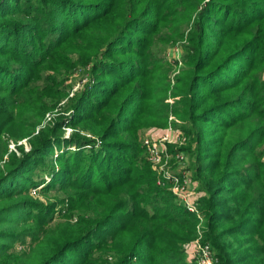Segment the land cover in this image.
I'll list each match as a JSON object with an SVG mask.
<instances>
[{"label":"trees","instance_id":"1","mask_svg":"<svg viewBox=\"0 0 264 264\" xmlns=\"http://www.w3.org/2000/svg\"><path fill=\"white\" fill-rule=\"evenodd\" d=\"M175 45L171 106L156 87ZM76 64L91 77L41 127L66 96L46 72ZM170 112L199 217L152 184L137 135ZM263 145L264 0H0V264H197L198 224L217 264H264ZM39 186L68 199L64 220Z\"/></svg>","mask_w":264,"mask_h":264},{"label":"rangeland","instance_id":"2","mask_svg":"<svg viewBox=\"0 0 264 264\" xmlns=\"http://www.w3.org/2000/svg\"><path fill=\"white\" fill-rule=\"evenodd\" d=\"M180 47L171 46L166 50V54H164V60L169 63L170 71L167 73L166 83L167 86L160 85L156 87L161 92L167 93L165 102L172 106L174 100H177L179 97L173 96V87L176 85V76L181 72L182 68V61L180 59ZM91 68L90 66L76 64L74 67H70L66 70H63L61 73L57 75L53 74L52 72H46V74L50 78L55 79L58 83V88L63 89L66 93L64 99L50 112L46 113L44 119L42 120L41 127L45 126L46 124H52L57 116H59L62 112V109L65 107L66 104L69 103V100L75 97L78 93L81 92L85 83L89 80ZM163 72L159 73V77L162 78V82L164 83L165 77ZM152 87H149V90H152ZM158 90V91H159ZM172 111V110H171ZM168 123L167 125L163 126L164 124L161 123L160 125L151 124L144 125L146 117L143 119V123L140 126H137V135L139 137V142H141L142 147L145 149V158L147 163L150 166L151 175L155 178V182L152 183L154 186L159 188H164L165 190L169 191L175 199L187 209L184 201L180 197H184L187 194H190V199L196 205L197 213H192L195 216H199V210L197 207V197H198V183L193 179L195 175V170L192 165V159L188 156L185 152L181 151L180 149L185 148L189 142V138L179 129L177 124H180V121L177 120L174 115L170 112L168 115ZM142 120V118H141ZM176 124V125H175ZM143 126V127H142ZM139 127V128H138ZM65 136H69L72 133H77L75 131H79L75 129L74 131L71 128H64ZM85 134V133H84ZM7 140V153H14L16 156H21V151L18 148H22L23 152H29L30 145L27 141L28 138H23L21 140H14L9 138L7 135H3V139ZM4 139V140H5ZM149 144H153L155 150H159L161 157H157L154 159V162L151 158V152L149 150ZM264 149V145L262 147ZM59 150L56 151L54 155V160L56 156L59 155ZM37 172V171H36ZM181 178L180 184L184 186L185 191L182 187V192L178 195L173 193V185L175 183L173 178L178 177ZM40 179L37 178L38 181H41V175H39ZM43 186V185H42ZM40 186L36 189L31 191L32 197L39 199L40 201L46 204L47 202L57 201L63 199V195L61 193H52L48 194L47 197H42L40 195L39 189ZM142 188H147L146 185H142ZM180 196V197H179ZM65 199V200H64ZM64 202H60L55 209L54 216L56 217L53 222H59L64 220L63 213L65 212L66 207L68 206V199L64 198ZM194 206V205H193ZM195 208V206H194ZM76 217H73V221ZM197 237L194 241L189 242L183 245V248L186 253V259L192 260L194 257L196 258L198 255V247H207L209 250L210 258H212V264H217L215 253L212 251L208 244H202L203 236V224L197 225ZM199 229V230H198ZM196 244V245H195ZM206 251L205 249H203ZM213 256V257H212ZM194 258V259H195ZM135 261H132L134 263ZM197 263V261H195ZM198 264V263H197Z\"/></svg>","mask_w":264,"mask_h":264},{"label":"built area","instance_id":"3","mask_svg":"<svg viewBox=\"0 0 264 264\" xmlns=\"http://www.w3.org/2000/svg\"><path fill=\"white\" fill-rule=\"evenodd\" d=\"M149 150L151 152V155H152L151 158H152V161L153 162H154V159L155 158L161 157V154H160L159 150H155L154 147H153V144H152V146H151V144H149ZM27 151H29V150H27ZM173 179H174V182L173 183H175L173 185V188H174L172 190L173 193L175 195L180 194L182 192V189L179 188V187H182L184 189V191H185L184 186L180 184V181H182L181 178L178 177V179L177 178H173ZM189 196H190V194H187L184 197H180V196L179 197L184 201V203H185V205H186V207H187V209H188L189 212L197 213L196 205L194 204V202L191 201V199H190ZM193 205L195 206V208H194ZM203 249H205L206 251H204ZM198 250L199 251H198L197 257L196 258L194 257L195 258V261H197L198 264H212V262H211L212 261V258H210L208 248L207 247H204V248L198 247Z\"/></svg>","mask_w":264,"mask_h":264}]
</instances>
